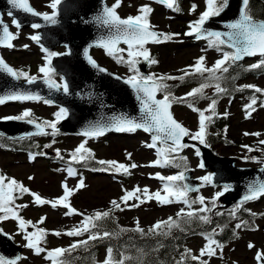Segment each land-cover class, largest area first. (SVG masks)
Returning <instances> with one entry per match:
<instances>
[{
	"label": "rangeland",
	"instance_id": "374dc122",
	"mask_svg": "<svg viewBox=\"0 0 264 264\" xmlns=\"http://www.w3.org/2000/svg\"><path fill=\"white\" fill-rule=\"evenodd\" d=\"M33 8L41 13H52L53 9L49 6L51 0H29ZM116 0H108V4L112 6ZM142 5H149L153 11L150 14V22L155 26V30L163 33H179L178 37L173 40L161 44L146 45L151 53L152 58L158 61L156 64H151L148 69V74L183 75L182 69L188 68L189 65H194L197 58L204 56L207 67H212L215 62L221 59L222 55L214 49L208 47L205 41H190L183 35L188 31V25L191 21L199 18L200 14L206 10V0H178L180 11H173L164 5L157 3L155 0H122L120 7L116 12L121 18L135 16L138 14V9ZM193 5H196L194 12L190 11ZM4 21L10 23L11 19L4 16ZM14 34H18V38L14 44V49H0L2 58L14 69L27 71L30 75L42 77L39 68L46 64L45 56L47 55L43 48L30 39L36 32L30 29H17L11 27ZM24 45H28L27 48ZM127 49V47H121ZM54 52H62V48L54 49ZM124 59L127 60V51L121 53ZM92 57L103 67L118 74L123 79H127L133 73L129 70L125 63H118L111 59L105 50L95 49L92 51ZM252 62L248 60L247 64ZM199 76V75H195ZM207 76V73L205 74ZM53 80L61 83V79L53 75ZM201 83L205 82L204 77H196ZM246 85H254L260 89H264V76L257 77L247 81ZM249 97H244L240 100L218 99L215 98V88L209 87L205 89L206 97L217 99L216 113H227L228 127L227 137L229 143L217 142L211 146V149L217 156H230L237 160V165L250 166L259 168L264 164L257 161H264V157H255L256 160H245V153L248 152L244 145L251 147L252 145L260 144L259 141L264 140V92H255L251 89ZM190 90L181 88L176 94V97H182ZM213 96V97H212ZM255 96L257 103L254 105L255 111L251 116L246 118L245 106L251 103L252 97ZM195 102V107L204 110L208 108L211 100L203 98L204 102ZM260 100V101H259ZM25 110H31L34 117L39 121H55V113L59 108L51 104H46L43 101H28L17 102L14 104L0 105V120L5 117H15L22 114ZM172 112L175 118L191 133H195L199 128V113L193 111L184 103L173 104ZM210 115V112H206ZM245 133H260L259 136L245 135ZM35 140L40 144V153L45 155H32V160L29 155L19 152L10 147H0V174L7 177H14L17 181L22 182L32 192L40 194L43 198L52 200L63 195L62 183L67 180L69 187H75L78 180L82 177L86 187L80 189L71 198V206L78 212L85 215H90L94 212L108 211L112 209L111 201H119L120 197L125 194V190L132 191L136 187L140 189L147 188L149 194L161 191V195H165L162 191L165 181L156 178V174L167 177L176 175L184 171L183 167L177 168L174 166L160 167L149 166L152 161L157 159V149L148 148L146 145L152 143V139L142 132H134L132 134H121L118 136H110L105 138H84L78 135H69L59 133L56 135H48L46 137H35ZM86 141V147L94 154V159L86 163L71 162L70 154L81 143ZM51 145V147H46ZM59 149L63 159L56 155V150ZM128 153H131V159L128 158ZM179 157H186L187 169L192 170V177L197 179L201 185L200 177L210 173L204 168H200V158L196 155V149L193 147L184 148ZM177 155V154H174ZM107 160L116 161L125 165L135 163L138 167L130 168V174L124 176V173L115 171H93L102 167L96 161ZM69 164H78L76 170L77 176H67ZM33 177L34 179H29ZM223 187L205 184L199 187L194 194H189L190 200H196L197 197L203 196L206 198V203L211 206V198L215 193L222 191ZM141 195V193H137ZM143 198V197H142ZM216 200V205L219 204ZM139 204L138 207H126L123 204V210L113 209L119 224L123 227L136 228L137 221L142 229H150L158 221H162L178 213L181 209L188 211V207L184 203H169L160 204L155 199L147 200L145 203L133 199L128 201V204ZM17 204H27L28 207L21 210L20 214L25 220H30L34 224L41 217H46L43 224H36L37 228H45L48 231L46 236V244L43 246L47 249L65 248L68 249L77 240H83L81 237H73L63 234L67 230L80 225L83 216L73 214L66 216L67 209L60 206L52 208L50 205L37 206L33 203V197L25 194L22 199L17 200ZM253 213L259 214V219L256 222V227L251 231L238 230L237 238L233 242L221 243L222 251L218 250L217 255L212 257H201L207 260L208 264H258L255 259L258 251L264 252V197L257 200L245 203ZM238 204L231 206L227 210L232 212ZM201 205L196 203L192 205V209H198ZM208 215V214H207ZM0 229L3 233L10 236L16 244L22 247L21 260L17 264H50V260L45 259L46 253L36 255L32 249L26 248V241L23 234L18 233L17 222L8 219L0 222ZM29 231H34L29 228ZM217 230V229H216ZM53 231H60L62 235H53ZM208 234L194 235L187 245L188 250H191V255L199 256L200 250L206 245V236ZM83 238V239H82ZM254 247L249 248V244ZM103 256V254H101ZM101 259V257H100ZM99 259V260H100ZM189 260L191 256L187 254V259L180 264H191ZM199 264V261H197Z\"/></svg>",
	"mask_w": 264,
	"mask_h": 264
},
{
	"label": "snow or ice",
	"instance_id": "6c2138e0",
	"mask_svg": "<svg viewBox=\"0 0 264 264\" xmlns=\"http://www.w3.org/2000/svg\"><path fill=\"white\" fill-rule=\"evenodd\" d=\"M14 8L20 9L25 13H29L33 16L42 17L45 22L55 24L57 23L56 11L58 5L62 3V0H51L50 7L53 9L51 14L41 13L34 10L31 7L29 0H9ZM157 3L167 6L173 11H180L178 6V0H156ZM122 0H116V3L111 7H105L103 12L97 15L93 19V23L99 28L107 29V35L101 36L94 46L105 49L106 53L117 59L118 63H125L133 75L129 76L124 80V83L129 84L135 91L137 100L140 104L141 118H132L126 115L114 116L103 122H96L90 125L82 134L86 137H99L105 134L107 131L116 132H135L137 129H142L145 132L152 134V143L147 144L148 148H157V145H163V147L157 149V159L152 161L149 166H174L177 168L183 167L184 171L179 172L172 176H161L159 173L156 174V178L161 181H165L162 191L166 193L161 195V191L149 194L147 188L140 189L136 187L132 191L125 190V194L120 197L119 201L112 200V209L108 211H97L92 215H85L78 212L77 209L71 206L70 198L78 192L80 189L86 187L84 179L81 177L75 187H69L67 180L62 183L63 195L58 198L49 200L43 198L40 194L32 192L22 182L17 181L14 177L10 178L4 174H0V222L8 219H12L17 222L18 233L23 234V238L26 241L25 247L32 249L36 255L46 253L45 259L51 261V264H67L66 253L70 254L71 251L76 250L80 247H87L90 241H97L103 238L118 237L120 232L126 231L120 229L119 232H108L99 231L102 225L98 222L103 221L111 217L113 209L123 210L121 205L126 207H138L139 204L133 203L128 204L130 200H137L141 204L147 200L155 199L160 204H169L173 202H182L188 207V211L181 209L177 213V219L169 217L166 221H158L153 225L148 233H145L144 229L139 227L137 221V227L134 231L141 233L142 235L153 234V235H168L171 233L173 228H179L184 230L183 225L191 224L193 220H198L205 224H211L212 220L206 213L212 212L213 208L216 207V200L223 196L226 192L231 190V185H223V190L215 193V196L211 198V206L206 203V198L202 195L197 197L196 200L189 199V192L198 191L197 188H193L186 181L185 172L188 170L186 165V157H179L178 154L184 148L189 147L185 144L184 137H189L194 141H199L201 145L209 147L206 141L207 126L213 121V117L217 116L216 104L217 99L206 97L205 89L209 87L215 88L216 94H224L227 92L225 87L221 86V81L226 79L223 76L224 73H228L229 68L232 64L240 61L245 56H260L264 57V20H257L251 12L250 0H241V8L239 16L233 22L227 25L229 29L227 32H212L205 28L206 23L213 17H218L223 13L229 6L230 0H206V10L200 14L199 18L195 21H191L188 25V31L183 35L188 37H194L196 39L211 37V46L216 47L217 50H221V45H227L233 49L231 52H222L221 59L217 60L212 67H207L205 64V57L200 56L197 58L194 65H189L188 68L182 69L183 75L171 76V75H160L149 74L147 76L142 75L139 69L136 67L141 60L148 62L149 64L158 63L157 60L152 58L150 51L146 47L147 44H161L173 40L178 37L179 33H163L155 30V26L150 22V14L153 9L149 5H142L138 9V14L135 16H128L127 18H121L116 9L120 7ZM196 5H193L190 11L196 10ZM11 16L12 13L10 12ZM88 21H85L87 23ZM16 28L21 27V23L15 18L12 21ZM33 29H39L41 27L38 23L31 24ZM226 37V39H224ZM18 38V34H14L9 30V26L4 24L0 20V46L13 48L12 41ZM33 41L39 43L41 36L34 34L30 37ZM123 43L127 45V49L119 47ZM25 48L28 45H24ZM43 51L47 54L45 56L46 64L39 68V72L43 74L42 79L48 87L56 90H63L65 94H69V85L66 81L57 84L53 80L55 69L51 67L52 57L57 55H63L65 53L50 52L44 48ZM127 51L128 59L125 60L121 53ZM84 55L86 56L89 64L92 67L97 68L100 72L106 70L98 65L95 59L89 55L88 49H85ZM264 67V59L249 66V69H258ZM0 71H4L11 75L17 80L23 79L27 84H34L37 82L38 77L30 75L27 71L16 70L10 67L2 57H0ZM207 73V76L205 74ZM220 73V75H217ZM199 75L204 77L205 82L200 83L199 87L193 88L191 91L186 93L182 97L173 96L170 90V86L166 83L168 80H181L185 77ZM119 78V77H117ZM243 88H254L255 92H264V89H260L254 85H243ZM163 94V99H157V94ZM191 98V99H190ZM199 98H208L211 103L207 109L201 110L195 107V102ZM43 98L37 94L29 91H12L5 95H0V105L5 104L8 101H40ZM44 103L51 104V100L44 99ZM174 103H185L193 111L199 113V128L195 133H191L189 129L185 128L180 122H178L172 112L171 108ZM256 97L253 96L251 103L245 106L246 118L251 116V113L255 111L254 105H256ZM68 109L65 107L59 108V111L55 113V121H39L34 117L31 110H25L22 114L15 117H5L8 120H26L27 123L33 124L37 129L38 134L43 135H56L59 132L57 124L67 118ZM206 112H210V115H206ZM226 116L227 113H224ZM46 129H51V133L47 132ZM227 130L225 129V132ZM245 135L259 136L260 133H245ZM261 145H264V140L259 141ZM86 141L77 146L74 151L70 154L71 162L74 163H86L89 160L94 159V154L86 146ZM51 147V145H46ZM192 147H195L194 145ZM249 152L255 149L244 145ZM39 155H45V153H39ZM56 155L60 159H63L59 149L56 150ZM196 155L200 156V150L196 149ZM34 158V157H33ZM128 158L131 159V153H128ZM245 160L251 159L256 160L255 157H245ZM102 167L93 169V171H115L117 173L130 174V168L134 169L138 167L137 164L132 163L125 165L117 163L116 161L98 160L96 161ZM264 164V161H257ZM200 168H204L203 161L199 164ZM67 176H77V172L74 168L68 167L65 169ZM264 171V169H261ZM216 174L208 173L203 177H200L201 187L205 184H212L214 182ZM29 179H34L29 177ZM141 193V195H137ZM31 195L33 197V203L37 206L50 205L52 208L64 207L67 209L65 212L66 216L78 214L83 216L80 225L67 230L63 234L73 237H81L86 233L88 234L87 240H77L68 249L55 248L47 249L43 245L46 244V236L48 234L47 229L37 228L36 224H43L46 217H41L35 224L30 220H25L20 214L21 210L28 207L27 204H17V200L22 199L23 196ZM143 197V198H142ZM264 197V179H254L247 185L246 194L243 196L242 201L236 206V208L230 213L231 216L235 217L236 212L243 207L244 203L248 201L257 200ZM198 203L201 205L198 209H192V205ZM216 215L221 213L216 212ZM256 215V213H252ZM33 228L34 231H29V228ZM248 227L247 221H241L235 225L236 229H242ZM166 229V231H162ZM221 231L223 229H220ZM0 233L3 230L0 229ZM53 235L60 236V231H53ZM217 230L213 229L211 233L206 236L207 243L200 250L199 256L191 255V250H187V254L191 256L193 261H199V264H208L207 260L201 259V257H212L217 255V251H222L223 245L214 238L217 235ZM254 247L253 244H249V248ZM16 259H5L0 257V264H17ZM131 257H124L123 259H116L113 256V249L108 248L107 256L102 264H125V260H130ZM255 259L258 264H264V252L258 251Z\"/></svg>",
	"mask_w": 264,
	"mask_h": 264
},
{
	"label": "water",
	"instance_id": "95a60500",
	"mask_svg": "<svg viewBox=\"0 0 264 264\" xmlns=\"http://www.w3.org/2000/svg\"><path fill=\"white\" fill-rule=\"evenodd\" d=\"M241 6V0H230V6L220 16L211 18L205 28L212 32H227L229 30L227 25L238 18ZM105 7H109L106 0H62L56 9L57 23L51 24L45 22L42 17L14 8L9 0H0V20H2L3 13H6L21 23L20 29L32 28L31 24L38 23L41 27L34 30L39 31L41 36L39 42L44 47L48 50L59 46L66 48L65 54L53 57L52 67L69 85V94H65L62 89L59 91L54 88L50 89L42 79H38L34 84H27L21 79L17 80L6 72L0 71V95L12 91H29L39 94L42 100H51L52 103L67 108L69 110L67 118L63 119L57 127L59 131L70 134L83 135L82 133L90 125L114 116L126 115L141 118L140 104L134 89L124 83V79L99 64L106 70L105 72L92 67L84 55L85 49H88L90 55L93 48H100L94 46L96 41L108 34L107 29L99 28L92 22ZM85 21L88 22L85 23ZM3 23L10 28L8 23L4 21ZM13 42L14 40L12 44ZM250 57L252 56H245L241 60ZM147 65L148 62L141 60L138 64L141 73L145 74ZM137 130L143 131L142 129ZM46 131L48 132L47 129ZM121 133L124 132L107 131L99 137ZM0 135L18 139L41 134L37 133L33 124L26 121L6 120L0 121ZM183 142H188L187 137H184ZM198 147L205 168L216 174L213 183L222 186L231 185V190L222 196L223 207L241 202L250 181L264 179V171H261L264 167L260 169L240 168L234 165L233 158L216 157L206 147L202 145ZM190 175V171L185 172V182L197 188ZM20 252L21 248L13 244L8 236L0 233V257L8 260L16 259L20 256Z\"/></svg>",
	"mask_w": 264,
	"mask_h": 264
},
{
	"label": "trees",
	"instance_id": "16d2710c",
	"mask_svg": "<svg viewBox=\"0 0 264 264\" xmlns=\"http://www.w3.org/2000/svg\"><path fill=\"white\" fill-rule=\"evenodd\" d=\"M250 9L254 17L264 20V0H250ZM221 52H229L224 46H220ZM215 49H217L215 47ZM264 59L263 58H260ZM250 65L244 63H234L229 68L228 73H224L223 76L226 79L221 81V86L227 89V92L222 97H236L246 94V89H241L239 83L250 78L260 75H264V67L258 69H249ZM220 75V73H217ZM190 76L185 77L188 79ZM177 81L168 80L166 83L170 86L172 95L176 92L180 85L194 83L192 81ZM216 95V94H215ZM225 117H213V121L207 126L206 141L208 144H214L215 141H225L224 130ZM213 129V130H212ZM11 145L24 152L37 151L38 144L31 139L22 140L18 142H12L0 138V145ZM259 153L264 156V148L259 149ZM251 154L248 155L250 157ZM221 213V212H219ZM211 217L212 223L205 224L198 220H193L191 224L183 225L184 230L179 228H173L168 235H142L141 233L134 231L132 228L122 227L116 220L115 214L112 210L111 217L103 221L98 222L101 226L99 231L119 232L120 229L126 231L120 232L118 237L103 238L97 241H90L87 247H80L72 251L70 255L66 257L67 264H102L99 262L97 256L99 250H105L107 256L108 248L113 249V256L116 259H123L124 257H131L130 260H125V264H178L180 260L187 259L186 243L189 237L199 233H211L213 229L218 228L219 232L215 235L222 243L230 241L234 238L233 229L231 223L233 220L226 214L216 215L208 213ZM236 218L241 221H247L250 229L256 220V216L252 215L249 209L240 208L236 212ZM173 219H179L177 216ZM220 229H223L222 231ZM149 229H144L145 233H148ZM162 231H166L163 229ZM214 236V237H215ZM195 264V262H192Z\"/></svg>",
	"mask_w": 264,
	"mask_h": 264
}]
</instances>
